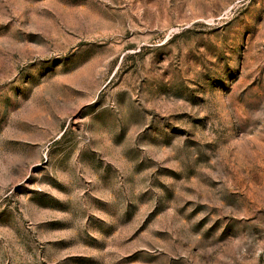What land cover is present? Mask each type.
<instances>
[{"label": "rangeland", "instance_id": "rangeland-1", "mask_svg": "<svg viewBox=\"0 0 264 264\" xmlns=\"http://www.w3.org/2000/svg\"><path fill=\"white\" fill-rule=\"evenodd\" d=\"M0 264H264V0H0Z\"/></svg>", "mask_w": 264, "mask_h": 264}]
</instances>
